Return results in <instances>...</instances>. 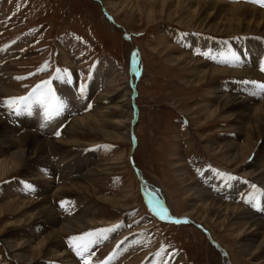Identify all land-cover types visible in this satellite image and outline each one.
Returning <instances> with one entry per match:
<instances>
[{
    "label": "rangeland",
    "instance_id": "rangeland-1",
    "mask_svg": "<svg viewBox=\"0 0 264 264\" xmlns=\"http://www.w3.org/2000/svg\"><path fill=\"white\" fill-rule=\"evenodd\" d=\"M220 1L249 4L264 10V7L249 0ZM157 4L134 2L121 15L112 11L111 17L105 13L102 0H0V87L10 92L0 95L1 104L5 97L17 96L34 82L45 78L50 82H55L51 79L60 82L61 77L54 73L56 69H74L88 81L86 91L79 87L75 89L72 85H65V91L59 85L58 91H54L60 95V102L64 101L68 108L72 106V111L64 114L66 125L59 130V133L63 130V135L56 137L51 127L46 136L49 137L47 139H61L69 143L58 151L49 150L47 153L51 155L53 152V155L48 154L47 162L52 165L51 162H61L68 157L71 158L65 162L68 164L78 153L83 154L87 146L95 145L73 143L76 139L83 143L94 141L89 134H68L67 127L75 117L95 114L103 111L104 107H111L109 112L104 113L103 127L110 135L122 136L104 141L102 135H96L95 139L101 141L96 145L100 147L97 146L96 159L85 172L95 168L102 170L103 175L89 179L95 194H53L54 186L71 185L80 175L59 176L65 171L58 165L56 184L53 179H44L38 173L37 168L50 167L44 164L45 161H39L32 163L28 171L25 170L26 164L0 180L28 177L34 181L29 183L33 187L31 197L22 198L13 193L12 186L16 183H0V187L7 185L4 188L7 196L1 197L0 201L10 197L37 201L46 196L60 222L75 218L90 220L93 224L84 230L65 233L61 237V248L64 246L63 251L73 261L72 264H83V260L66 247L70 238L96 229L114 231L110 232L108 243L103 242L90 256V264H223L221 253L225 256L227 253L231 264H258L264 258L247 260L240 249L242 238L230 235L231 228L220 230L211 226V232L205 224L181 214L189 212L190 204L194 203L185 190L181 173L185 171L183 177L194 180L220 202L238 206L249 214L264 213V202L261 201L264 185L250 176L256 172L258 176L264 174V138L246 142L244 130L235 122L237 114L232 111L209 115L217 108L219 96L243 98L248 106L258 105V101L264 100V91L251 83H244H264L261 79L264 78V71L261 70L264 66V36L242 32L219 33L215 26L224 28L231 25L232 29H236L237 23L231 24L229 15L225 13L210 14L208 9L194 11L196 1L189 6L190 9L168 4L156 7ZM174 13L178 17L175 18ZM125 32L130 35L129 40ZM135 48L140 55L139 74L131 71ZM253 50L255 52H251ZM244 52L250 53L247 58L242 57ZM183 54L205 65L227 69L242 68L246 64L252 66L253 63L252 67L258 74L255 79L225 76L197 83L195 78L201 71L199 63L193 67L186 62H179L177 66L169 62L170 58ZM42 66L55 76L37 71ZM132 79L137 111L134 110L133 123L125 128H128V133L123 135L121 120L128 112L118 109L120 105L115 104L121 96L119 91L127 85L133 88L129 85ZM69 94L76 98V103L67 101ZM0 119L2 130L10 131L8 135L12 136V129L5 124L1 114ZM26 133L36 135L33 132L21 134ZM256 140L258 145L254 147ZM229 141L236 143L227 144ZM238 144L247 145L252 151L242 152ZM211 147L221 148L223 153L213 154ZM235 153L240 155V159L232 161L231 156ZM1 155L9 156V153L1 151ZM54 168L57 170V167ZM212 170L230 174L235 179H219ZM138 171L154 187L152 189L162 191V194L157 192L161 194L159 197L162 196L164 202L170 205L177 218H182L180 223L161 220L152 212L144 198ZM232 181L242 183V186L236 187V183H230ZM102 197L120 199L126 207L109 204ZM20 216H0V228L15 223ZM23 226L26 225L6 227L0 240L18 243L30 233L37 241L48 232L44 231L43 225ZM201 227L210 231L218 247L213 245ZM120 249L124 254L117 260L118 257L113 254ZM26 252L29 250L26 249ZM78 259L80 263L74 262ZM40 263L61 262L42 257L33 264ZM0 264H21L4 243L0 244Z\"/></svg>",
    "mask_w": 264,
    "mask_h": 264
},
{
    "label": "bare ground",
    "instance_id": "bare-ground-1",
    "mask_svg": "<svg viewBox=\"0 0 264 264\" xmlns=\"http://www.w3.org/2000/svg\"><path fill=\"white\" fill-rule=\"evenodd\" d=\"M195 1L197 3V7L194 9V11H196L197 9L198 10L208 9L209 11L208 13L210 14L225 13V15H229L228 21L231 22V24L237 23L238 27L236 29H232L231 25H228V27H224V28H219L215 26V30L219 29L218 30L219 33L223 32L224 34H229V33H235V32L236 33L242 32V33L260 34L264 36V10H261L252 5L244 4V3H228V2L220 1V0H102V4L104 6L103 8L105 10V13L111 16L112 11H114L115 14H118V15L123 14L125 11H127L126 8L131 7L134 2L135 3H156V4L159 3L156 5V7L163 6V4L172 5L173 7L185 6L188 9H190L189 6H191V4ZM176 2H177V5H175ZM174 17L176 18L178 17V15L174 13ZM256 50L260 51V49H256ZM135 51L137 50L135 49L133 51L132 57H131V71H133L134 73H137L139 71L138 65H139L140 55L138 54V52H135ZM251 52H255V51L253 50ZM249 54H250L249 52H244L242 57L247 58ZM253 61H255V59ZM169 62L171 63V65H175V66H177L179 62L180 63L186 62L187 64L191 66L193 65V67L196 65L195 63H199L201 67L200 68L201 71L197 74L198 77L195 78L197 79L196 80L197 83H201V82L204 83V82H208L213 79H216L217 77H225V76L254 78L258 74L257 71L254 70L252 67L253 63H252V66H249L248 64H246V66H242V68L227 69L223 67L205 65L185 54L179 57L170 58ZM242 64H243V61L240 62V65ZM261 79L264 80V78H261ZM130 84L133 85V79L130 80L129 85ZM129 88L130 87L127 85L126 87H124L123 90L119 91L121 96L118 97L117 103L115 104L116 106L120 105V106H117L118 109L122 110L125 113L128 112L127 114L124 115L125 119L121 120V124H122L121 127L123 128V131H122L123 135L128 133V128L126 130L125 128L128 127V124L130 125L131 123H133L132 121L135 117L134 112L136 111L135 104H134L135 87L133 85V88H130V89ZM8 90L0 87V95L10 94ZM263 95L264 93H262V96ZM217 98H218L217 108L211 111V114H209L210 116H216L217 114L227 113L229 111H232V113L234 112L235 114H237L235 118V122L239 124L238 125L239 128H242V130H244V133L246 136L245 137L246 142L250 143V140L253 138H256L257 140L264 138V100L258 101L259 102L258 105L248 106V104H246L245 99L243 100V98L234 99V98H229L226 96H219ZM104 108L105 109L103 111H99L98 113L75 117L72 120L71 125L67 127V132L69 135L89 134L93 136V139H94L92 143H88V142L83 143L76 139L75 141H73L74 144L84 146V145L100 143L101 142L100 140L95 139L97 137L96 135H102L101 139L104 141L107 139L112 140V139H119V137H122V136H119L113 133L112 135H110L108 131L104 129L103 127L104 120H105L103 117L105 116L104 113L109 112L112 109L111 107L109 108L104 107ZM226 119L227 120L229 119L228 116L226 117ZM5 124L10 129H12L11 131L12 136L8 135L10 131H5V129L3 131L2 130L3 125L0 124V180L5 179L11 173L17 172L18 170L22 169L26 164L27 165H26L25 170L27 169L29 170V168H31L32 163L34 162L36 163L39 161H42V162L45 161L44 164L50 167L46 166L43 168H47V170L50 169V171H53L56 175L58 174L59 169L62 167L64 168H62L61 170H64L65 173H62V174L59 173L58 174L59 176L62 175V177H64V175H70V177H72L71 175H74V174L80 175L79 178H77V180H75L74 183H73L74 180L72 181L71 185L70 184L69 185L63 184L61 186L53 185L54 186L53 188L51 187L52 183H50L51 182L50 181L49 183L51 184L50 187L53 188L52 190L53 194H60L61 196L62 195L66 196V195H69V194L71 195L75 193H85V194H95L96 193L95 190L89 185V179L98 174L103 175L102 170L95 168L85 173L88 166L91 163H93L96 158L95 159L91 158L93 159L91 160L89 155L83 156L82 154H80L81 153L80 152L77 154L78 156L68 164H66L65 162L71 160V158L67 157L65 160L62 159L61 162H58V161L57 163L51 162L52 163L51 165L49 162H47L48 154H49L47 152L49 150L58 151L64 145L68 144L69 141H64L61 139L59 140L47 139L49 138L46 136V132L48 128L42 129L45 133L40 134L37 130H33L34 125L32 123L31 124L24 123V125L18 129L15 127L14 128L10 127L6 122ZM25 132H33L36 135L38 134L41 137L29 134V133L21 134ZM18 134H21V135L16 136ZM257 140H256V144H254V147L258 145ZM229 143L231 145H234L236 142L229 141L227 144ZM238 145H239L238 148L242 149V152L252 151V148H250L247 145H244V144L243 146L241 144H238ZM210 149H212L213 154L223 153L221 148L211 147ZM1 151L4 153H9V156L5 155L4 157H1L2 156ZM71 153H74L73 156L75 155L74 151ZM237 153L231 156L232 161H237L240 159V155ZM228 157L226 158V160L228 159ZM58 165H60V168ZM56 166H57V170L54 168ZM37 167L38 166H36V168ZM38 169L39 168H37V170ZM179 170H181V168H179ZM212 171L215 174H217L219 179H222V180L226 179L220 176L216 171L214 170ZM185 174H186L185 171L181 173V177H182L181 180L182 179L185 180L184 181L185 190L187 193H189L192 196V200L194 203L190 204L191 210L189 212L186 211L181 214L183 216H187L188 218H193L199 223L205 224L207 227L210 228L209 230L211 232H212L211 226L213 228L217 227L220 230H224L225 227L231 228L232 233H230V235H232L234 238L241 237L243 239V242L241 239L240 249L244 253L245 257L247 256L246 257L247 260L248 259H251V260L252 259L253 260L263 259L264 258V222H262V220L264 218V213L257 212L258 215H255L250 212L251 214L250 215L249 213H247L246 211H244L238 206L231 205L229 203L220 202L217 198L212 197V195H210L207 190H204L203 188L199 187V185L194 180H192L191 178L183 177V175ZM138 175L141 180L140 182L142 183L141 186H142V190L144 193V198L147 200L146 203L149 204L147 205L150 207L152 212L156 214L158 218L165 220V221H180L182 218H177L173 214L172 208L170 207V205L164 202L162 196L159 197L162 194L161 193L162 191L159 192L156 189H152L153 186L142 178L139 171H138ZM250 176L255 178V180L261 183L262 185H264V174H261L260 176H258L256 172V173H251ZM218 178L216 177V179ZM71 179H74V178H71ZM54 180L55 179H53V182L56 183ZM230 183H236L235 184L236 187L242 186V183H237L234 181ZM30 192H31L30 190H25V188H23L22 193L24 195L21 192H17V193L19 194L18 196H21V197L23 196L22 198H27L29 195H31ZM157 192L161 194L158 195ZM6 196L7 195L3 197H6ZM102 199L105 202H108L109 204H113L121 208L126 207L123 205L124 203L120 199H110V198H104V197H102ZM261 201L264 202V198H262ZM263 212H264V209H263ZM5 214H10L14 216L21 215V216L15 221V223L11 222L10 224L3 225L0 228V235L2 234V232H4L6 227H10L11 225L14 226L15 224L17 226L23 225V224H25L26 226H30L31 224L43 225L44 228L43 227L41 228H43L44 231L48 230L47 233L45 232L46 234L41 238V240H37V241H35V239L33 238L34 236L30 233L27 234L28 236L25 239L21 240L18 243L11 244V242H9V240L7 239L0 240L2 243L5 244L8 251L21 264H33L34 262L41 259L42 257L44 258L50 257V258L59 260L61 263H58V264H72L73 261L70 260L66 252L63 251L64 246H63V249L61 248L63 245V243H61L63 240V238L61 240L62 235H64L65 233H74V232L84 230L85 228L93 224L90 220L82 219V218H75L72 220H65L64 222H60L58 220V216L56 215L57 213L55 214L54 211L52 210L51 204L48 203V199L46 196L37 201L27 200V199L24 200V199H19L16 197H10L9 199L2 200L0 201V216L5 215ZM253 216H256V218H254ZM26 226H23V227H26ZM203 230L206 232L208 238L211 239V241H213L214 244L218 247V245L216 244V241L212 240L210 233H209L210 231L206 229H203ZM99 239L103 240L99 236L92 237V240L95 241V244L100 243ZM26 249H28L29 252H26ZM221 251L223 252V250ZM256 253H258V255H256ZM119 254L121 255V252ZM221 255L223 256V261H224L223 264H231L229 263V256L227 255V253H226L227 257L224 255V253H221ZM258 264H264V260H261V262H259Z\"/></svg>",
    "mask_w": 264,
    "mask_h": 264
},
{
    "label": "snow or ice",
    "instance_id": "snow-or-ice-1",
    "mask_svg": "<svg viewBox=\"0 0 264 264\" xmlns=\"http://www.w3.org/2000/svg\"><path fill=\"white\" fill-rule=\"evenodd\" d=\"M251 3H257L261 7H264V0H249ZM46 70L44 66H42L37 71H44ZM261 70L264 71V66L261 67ZM58 72L60 70H57ZM18 79H23V77H18ZM244 83L248 84L251 83L254 85L257 89L264 91V83H258L256 81H244ZM33 102L39 103L45 107L46 113H51L59 110V107L61 106V102L59 101V98L55 96V93L52 92L50 87V81L44 80L40 84H37L32 92L28 94V96H22L18 98H10L9 101H7L8 107L12 108L15 106V110L19 111L20 106L23 105L25 109L31 106ZM57 135H59V132H57ZM220 176L232 180L235 179L230 174L220 172L218 173ZM255 188L256 186L253 185ZM247 202V201H246ZM176 223H180L181 221H175ZM114 231V229H96L95 231L86 232L82 236H73L70 238L69 243L70 247H72L73 251L76 253L77 256L81 257L83 260V264H90V256L91 253H89L88 256H85V253L88 252L89 245L91 243H94L95 241L92 239L86 240L85 238H92L99 236L102 239H106V233ZM111 259V257H109ZM101 264H106V262H101Z\"/></svg>",
    "mask_w": 264,
    "mask_h": 264
},
{
    "label": "crops",
    "instance_id": "crops-1",
    "mask_svg": "<svg viewBox=\"0 0 264 264\" xmlns=\"http://www.w3.org/2000/svg\"><path fill=\"white\" fill-rule=\"evenodd\" d=\"M24 108V107H23ZM22 108V109H23ZM14 109V107L10 108L8 107V104L7 103H3L1 104L0 103V114H3L5 117H3L4 121L6 122V116L11 113V111ZM22 109L20 110V112L22 113ZM19 111H17L18 113ZM23 118L25 117V115H22ZM7 123V122H6ZM38 131V130H37ZM52 155H53V152H52ZM28 178V177H27ZM27 178H23V179H17V178H14V179H9V180H5L3 182H0V183H18V182H21V183H26L28 180H26ZM26 180V181H25ZM2 190V188H1ZM4 190V189H3Z\"/></svg>",
    "mask_w": 264,
    "mask_h": 264
}]
</instances>
